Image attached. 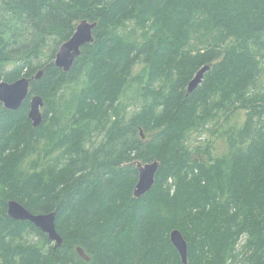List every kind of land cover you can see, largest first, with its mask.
<instances>
[{
  "label": "trees",
  "instance_id": "1",
  "mask_svg": "<svg viewBox=\"0 0 264 264\" xmlns=\"http://www.w3.org/2000/svg\"><path fill=\"white\" fill-rule=\"evenodd\" d=\"M82 20L93 42L64 73L55 55ZM263 66L264 0H0V82L42 70L30 93L44 102L37 128L27 101L0 104V264H182L172 230L188 264H264ZM130 90L141 105L126 115ZM208 125L226 136L219 156L189 146ZM154 160L134 198L135 163ZM12 200L54 212L61 246L8 218Z\"/></svg>",
  "mask_w": 264,
  "mask_h": 264
},
{
  "label": "water",
  "instance_id": "2",
  "mask_svg": "<svg viewBox=\"0 0 264 264\" xmlns=\"http://www.w3.org/2000/svg\"><path fill=\"white\" fill-rule=\"evenodd\" d=\"M97 26V22H89L87 20L80 21L75 28L72 36L62 43L55 55L54 65L56 68L68 73L75 59L80 55L81 48L93 42V31ZM210 70L209 65L200 68L187 85V94H191L196 90L202 82L203 76ZM43 71H38L32 78H21L15 82H0V104L8 111H17L24 104L28 103L27 118L32 128H37L43 120L44 102L39 95L30 93V82L39 80ZM142 134V131H140ZM136 171L138 173L137 181L133 189V197L141 198L151 190L155 183V176L159 168V162L154 160L150 163L136 162ZM6 212L8 216L16 221L29 222L39 229L43 234L51 240L55 246H61L62 238L58 234L54 222L55 213L31 214L29 211L12 200L6 204ZM169 241L177 252L182 264H188L187 242L179 230H172L169 234ZM83 248L77 247L76 252L85 261L89 259L84 255Z\"/></svg>",
  "mask_w": 264,
  "mask_h": 264
},
{
  "label": "rangeland",
  "instance_id": "3",
  "mask_svg": "<svg viewBox=\"0 0 264 264\" xmlns=\"http://www.w3.org/2000/svg\"><path fill=\"white\" fill-rule=\"evenodd\" d=\"M263 72H264V66H263ZM261 84L264 89V74L260 79ZM134 90H130L124 97H122L120 103V112L122 114L129 115L135 110H138L140 108V101L141 99H137L134 95ZM70 90L67 91V93H63L61 95L64 96V98H68ZM62 99L60 97L56 98V104L60 103L61 104ZM51 105V104H50ZM44 111V107L42 109ZM244 111H239L229 118V120L224 124V127H228L229 125H238L241 124L244 120ZM262 123H264V117L262 118ZM189 141V146L191 148L197 147V146H204L206 142L209 144V148L211 149V155L212 156H219V154L224 153L226 151V136L223 134L221 135L220 132L214 133L213 129L210 128V125H208L207 129H204L200 132H196L193 134L190 138ZM204 142V143H201ZM35 155L32 157H29L26 159L25 163L23 164V169H31L30 168V162L33 160ZM206 160V158L204 159ZM36 237L34 236H29L28 240L31 242L34 240L36 241Z\"/></svg>",
  "mask_w": 264,
  "mask_h": 264
},
{
  "label": "bare ground",
  "instance_id": "4",
  "mask_svg": "<svg viewBox=\"0 0 264 264\" xmlns=\"http://www.w3.org/2000/svg\"><path fill=\"white\" fill-rule=\"evenodd\" d=\"M55 60V59H54ZM138 174V173H137ZM138 176V175H137ZM7 213V212H6ZM7 216H8V214H7ZM8 218H10L9 216H8ZM11 220H14V219H12V218H10ZM14 221H16V220H14ZM54 222H55V218H54ZM49 240V239H48ZM51 241V240H50ZM52 242V241H51ZM128 249V248H127ZM130 250V249H129ZM130 253V252H129ZM78 254V253H77ZM128 254V253H127ZM85 255V254H84ZM86 256V255H85ZM80 257V256H79ZM87 257V256H86ZM128 257H129V255H128ZM81 258V257H80ZM88 258V257H87ZM82 259V258H81ZM89 259V258H88ZM129 259V258H128ZM128 261V260H127Z\"/></svg>",
  "mask_w": 264,
  "mask_h": 264
}]
</instances>
